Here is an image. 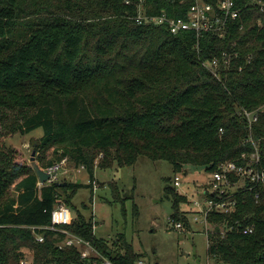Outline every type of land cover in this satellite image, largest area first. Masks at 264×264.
<instances>
[{"label":"trees","instance_id":"trees-1","mask_svg":"<svg viewBox=\"0 0 264 264\" xmlns=\"http://www.w3.org/2000/svg\"><path fill=\"white\" fill-rule=\"evenodd\" d=\"M236 3L241 14L226 34L207 32L197 46L193 32L136 22L141 5L148 15L185 17L191 0H0V119L9 111L21 117L15 130L43 129L35 150L53 156L39 157L42 169L69 157L92 182L95 165L131 166L139 156L169 161L175 173L190 165L210 173L223 162H242L255 150L250 139L264 154V113L251 129L241 114L264 105V0ZM225 50L231 68L218 78L204 62ZM16 152L0 142V264L28 255L34 264H94L76 247L61 248L63 233L45 229L39 242L31 229L52 225L58 204L73 206L81 183L40 185ZM165 192L173 199L172 221L188 227L180 212L187 196L171 185ZM233 198L232 212L208 214V257L264 264V187L239 188ZM94 226L79 213L65 228L116 264L140 260L125 240L116 250ZM247 226L253 232L244 234Z\"/></svg>","mask_w":264,"mask_h":264},{"label":"rangeland","instance_id":"rangeland-1","mask_svg":"<svg viewBox=\"0 0 264 264\" xmlns=\"http://www.w3.org/2000/svg\"><path fill=\"white\" fill-rule=\"evenodd\" d=\"M4 114L7 118L0 119V142L6 148L17 150V162L33 169L34 151L37 164L42 161L40 156L51 161V152L44 155L35 150L43 129L23 134L15 130V122L21 117L9 111ZM61 161L58 182L81 183L73 197V206L69 207L73 218L82 213L92 219L95 235L106 238L114 249L120 250L125 240L140 259L150 264H157V261L158 264H215V260L208 257L207 229L211 225L201 221L196 205L198 202L206 208L204 191L212 176L205 168L190 165L185 171L175 173L169 161H152L139 156L131 166L114 165L104 169L95 165L92 182L85 167L75 166L69 157ZM176 176L181 178V186L177 188L174 186ZM169 177L171 181L167 180ZM167 185L187 196L188 201L180 205V212L189 220L186 228L177 227L171 219L173 199L165 192Z\"/></svg>","mask_w":264,"mask_h":264},{"label":"built area","instance_id":"built-area-1","mask_svg":"<svg viewBox=\"0 0 264 264\" xmlns=\"http://www.w3.org/2000/svg\"><path fill=\"white\" fill-rule=\"evenodd\" d=\"M192 4L188 8L185 17H171L166 14L161 15H148L145 13L143 6L139 7V13L136 17L138 24H152L156 26H167L169 31L173 34H180L186 31L195 33L199 46L200 38L205 33H214L223 37L226 34L228 28V22L235 20L240 16V9L237 7L236 0H191ZM262 4L261 2H259ZM235 57L239 56L238 52H235ZM252 56L247 57V63H250ZM232 55L227 51H223L221 57H215L214 59L204 62L207 67L216 77L220 78L222 71H226L231 68ZM242 70V66L239 68ZM261 113H264V105L255 109H244L241 114L246 119L249 128L258 122ZM254 144L255 150L251 153H244L242 155L243 161H227L219 165V167L211 173V180L208 187L204 191L206 197V208L203 209L200 203L196 202L199 207V213L201 221L208 223V214L214 210L222 213H230L233 211L236 205V201L233 198V192L239 188L248 186L250 190L256 189L261 186L264 187V154L262 149L250 139ZM64 160V159H63ZM62 160V161H63ZM61 161V162H62ZM61 164L55 163L51 167L45 169V171L51 174L50 182H56L57 173L59 172ZM232 176L238 178L233 181ZM40 184V183H39ZM42 185V184H40ZM174 186L177 188L181 186L180 176H176L174 180ZM209 193L216 196L215 198L209 197ZM256 198L259 200L260 193H256ZM196 221L199 219L198 215L194 218ZM73 220L71 210L64 203L58 204L52 211V225L40 227L31 226L35 234L36 240L43 242L45 234L43 230L50 229L57 232H61L65 235L64 240L59 242V246L63 247H76L81 257L84 259H93L94 264H116L108 256L100 254L92 244L84 238L70 232L65 228ZM177 227H181L182 223H177ZM232 230V226L222 229V235H225L227 231ZM209 228L207 229V235ZM244 234L253 232V226H247L242 229ZM31 257V261L29 260ZM100 261H98V259ZM20 264H34L33 257L28 256L21 260ZM135 264H150L146 260L140 259Z\"/></svg>","mask_w":264,"mask_h":264},{"label":"water","instance_id":"water-1","mask_svg":"<svg viewBox=\"0 0 264 264\" xmlns=\"http://www.w3.org/2000/svg\"><path fill=\"white\" fill-rule=\"evenodd\" d=\"M35 152L36 151H34L32 154L31 162H32V166H33V168H34V170H35V172L39 178V183L43 184L45 182H50L51 174L49 172L45 171L44 169H42L40 167V165L37 164L36 158H35V154H36ZM67 184H68V182H58V181L55 182V185H57V186H66ZM156 263L158 264L159 261H157Z\"/></svg>","mask_w":264,"mask_h":264}]
</instances>
